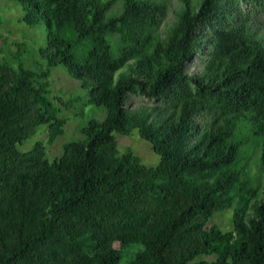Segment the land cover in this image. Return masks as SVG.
Returning <instances> with one entry per match:
<instances>
[{"label":"trees","instance_id":"trees-1","mask_svg":"<svg viewBox=\"0 0 264 264\" xmlns=\"http://www.w3.org/2000/svg\"><path fill=\"white\" fill-rule=\"evenodd\" d=\"M11 1L43 27L45 66L0 58V264H264V0H183L164 39L156 0ZM59 65L107 115L51 161L42 141L19 145L42 125L62 133ZM132 93L162 103L129 109ZM134 130L158 164L118 153L116 134ZM228 209L232 229L208 225Z\"/></svg>","mask_w":264,"mask_h":264},{"label":"rangeland","instance_id":"rangeland-1","mask_svg":"<svg viewBox=\"0 0 264 264\" xmlns=\"http://www.w3.org/2000/svg\"><path fill=\"white\" fill-rule=\"evenodd\" d=\"M162 2L165 6L164 15L157 26V33L162 39L166 37L170 27L177 20L178 14L184 7L183 0H156ZM202 0H189L193 9L199 7ZM248 6H246L247 8ZM245 8V9H246ZM121 10V2H118L113 9L114 13ZM257 13V19L261 23L256 28L259 35H264V7ZM23 9L19 2L11 0H0V58L9 61L14 67L22 63L26 68L41 70L45 66V61L39 53V48L44 45L45 33L43 27L29 26L22 21ZM258 22V23H259ZM204 31H208L206 28ZM187 64V70L196 76L202 69V51ZM127 63L115 74L117 80L121 71H126L129 67ZM51 86L49 97L62 110L59 117L63 120L62 133L55 138L51 137L50 128L47 125L39 127L38 132L29 140L19 145L23 151L30 150L35 143L42 141L45 147L46 156L49 160L59 157L64 151V145L70 141L81 140L84 138L81 129L91 119L103 120L107 115L104 106H96L90 102L89 91L81 86V82L73 78L68 70L59 65L52 68L50 75ZM161 100L147 98L139 94H129L127 98V107L129 109L151 111L155 104H161ZM117 150L121 154L127 149H131L140 157L143 163L149 166L158 164L159 155H157L151 144L141 138L137 130L129 134H116ZM258 154V149H256ZM256 155L250 161L251 174L257 171ZM255 204V203H254ZM108 205H106V208ZM256 211L253 207L247 211L245 220L248 221ZM216 224L222 230L233 228V209L215 214L208 225ZM214 256H201L199 259H214Z\"/></svg>","mask_w":264,"mask_h":264}]
</instances>
